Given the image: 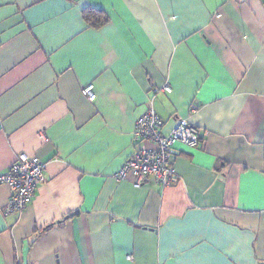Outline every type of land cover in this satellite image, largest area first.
Wrapping results in <instances>:
<instances>
[{"label":"crops","instance_id":"crops-1","mask_svg":"<svg viewBox=\"0 0 264 264\" xmlns=\"http://www.w3.org/2000/svg\"><path fill=\"white\" fill-rule=\"evenodd\" d=\"M147 108L200 131L165 189L114 177ZM21 152L44 180L8 215L0 184V264H264V0H0V173Z\"/></svg>","mask_w":264,"mask_h":264},{"label":"built area","instance_id":"built-area-1","mask_svg":"<svg viewBox=\"0 0 264 264\" xmlns=\"http://www.w3.org/2000/svg\"><path fill=\"white\" fill-rule=\"evenodd\" d=\"M170 91L168 85L162 87ZM83 94L93 100L92 86L83 88ZM163 121L153 108H147L134 122L132 134L136 139L148 141L151 146L141 144L114 174L118 180L131 179L136 187L152 178L162 189L180 181L174 169V144L177 142L195 147L200 143V131L186 119L178 118L168 134L161 132ZM45 164L36 156L26 152L16 154L5 173H0V184L10 187L11 193L3 209L6 215L21 213L31 201L35 188L44 180ZM132 257L128 256L130 260Z\"/></svg>","mask_w":264,"mask_h":264},{"label":"trees","instance_id":"trees-1","mask_svg":"<svg viewBox=\"0 0 264 264\" xmlns=\"http://www.w3.org/2000/svg\"><path fill=\"white\" fill-rule=\"evenodd\" d=\"M84 21L93 28H101L109 21L107 14L94 7H86L82 10Z\"/></svg>","mask_w":264,"mask_h":264},{"label":"clouds","instance_id":"clouds-1","mask_svg":"<svg viewBox=\"0 0 264 264\" xmlns=\"http://www.w3.org/2000/svg\"><path fill=\"white\" fill-rule=\"evenodd\" d=\"M213 118L216 119V120H219L220 119L219 116H214Z\"/></svg>","mask_w":264,"mask_h":264},{"label":"rangeland","instance_id":"rangeland-1","mask_svg":"<svg viewBox=\"0 0 264 264\" xmlns=\"http://www.w3.org/2000/svg\"><path fill=\"white\" fill-rule=\"evenodd\" d=\"M167 85V84H166ZM169 86V85H168ZM171 90V89H170Z\"/></svg>","mask_w":264,"mask_h":264}]
</instances>
